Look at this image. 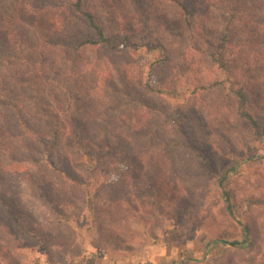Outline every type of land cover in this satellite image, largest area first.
Here are the masks:
<instances>
[{
	"label": "rangeland",
	"instance_id": "obj_1",
	"mask_svg": "<svg viewBox=\"0 0 264 264\" xmlns=\"http://www.w3.org/2000/svg\"><path fill=\"white\" fill-rule=\"evenodd\" d=\"M10 1L0 0V14ZM144 2L142 14L123 0L84 2L118 42L128 38L123 50L82 48L63 59L45 50L53 116L87 125L90 140L102 130L111 153L88 165L70 153L69 137L58 146L64 157L43 158L30 138L32 149L14 142L17 152L0 158V264H264V0H188L204 5L196 18L210 44L200 41L199 51L171 2ZM52 16L49 39L62 26L98 39L84 19L61 26ZM5 26L37 42L36 28ZM219 44L220 64L207 53ZM50 66L61 73L50 76ZM240 87L255 127L241 115ZM227 201L247 228V248L220 242L243 236Z\"/></svg>",
	"mask_w": 264,
	"mask_h": 264
},
{
	"label": "trees",
	"instance_id": "obj_2",
	"mask_svg": "<svg viewBox=\"0 0 264 264\" xmlns=\"http://www.w3.org/2000/svg\"><path fill=\"white\" fill-rule=\"evenodd\" d=\"M123 1L130 4L138 13H144L146 6L144 0ZM167 1L171 2L178 9L183 17L184 25L191 32V34L184 35L186 37L183 36L189 42L188 45L191 46L190 48L199 51L200 41L205 44H210L204 40L205 38L202 32L205 29L202 24H199L202 30H198L196 18L197 10L204 8V5L193 6L188 0ZM84 2L85 0H11L7 12L0 14V158L6 152H9V155H12L10 154L12 152H17L13 148L14 142L17 146H23L24 150L32 149L25 142L30 139L39 143V149L33 148L32 150L34 152L41 151L43 158L49 151L62 157L63 155L60 152L61 150L58 149V146L62 138L66 140L68 137L71 140L68 146L70 153L74 156L84 157L88 165H94L98 157H105L102 152L107 155L111 153L109 147L111 143L104 142L107 141V138L102 130L100 136H102L103 140L96 141L98 135H96L94 140H90L86 136H82L84 133L86 135L89 132L87 125L80 124L76 126L74 124L59 122L56 118H59L60 115L55 114L51 110V103L47 100V96L53 97V94L48 93L47 95L42 89L43 82L46 83L49 80L43 65L44 59L47 60L45 50L48 47H54V57L63 59L65 53L74 54L82 48L105 46L123 50L129 46L126 36L120 37L121 42H118L113 34L106 32L100 23H98L96 14L92 10L84 8ZM64 13L67 15L61 18ZM46 14L53 15L52 19L54 20L56 18L57 23L60 22L61 18L63 20L61 26L66 21H71V19H77L79 21H83L84 19L85 23L89 26L88 28L91 27L96 31L98 39L77 36L74 34V31L66 27L64 29L63 26L61 27L63 29V32L60 33L61 37H58L55 41L49 39L47 34L48 29H46L48 23L45 20ZM16 22L36 28L39 32V37L36 39L37 42L30 44L28 41L23 40L22 35L14 34V28L5 26L7 23L14 25ZM199 33L201 34L199 35ZM222 40L226 41L225 37ZM209 46L211 50H207L208 56L211 57L212 62L220 64L221 56L219 49L221 48V44ZM60 61L62 60H58V62ZM49 69L50 76L61 73V69L55 66H50ZM79 73H82V70ZM60 90L62 91V89ZM235 95L240 102V106H242V110L240 111L241 115L248 119L255 127V120L243 108L245 95L242 87L235 91ZM60 107L58 104L57 108ZM58 111H61L65 115L63 117H68L64 114V110L58 109ZM53 114L56 115V118ZM96 127L99 129L101 125L97 126L96 124L94 128ZM26 134L30 137H27ZM86 141L91 147L86 144ZM53 146L55 147L52 148ZM73 162L79 164V161L75 158H73ZM37 163L46 169L51 168L54 170V167H57L60 171L62 169V167L58 168L59 165L56 162L55 164L53 161L45 162L42 158L37 159ZM229 171H226L220 176V180L218 181L219 186L227 179ZM69 178L74 180V182L79 181L77 177L72 175ZM221 195L227 199L226 191L223 188H221ZM225 207L229 216L234 218L236 223L241 227L243 236L239 240L223 239L220 242L232 247L247 248L250 240L245 224L235 216L232 206L228 201Z\"/></svg>",
	"mask_w": 264,
	"mask_h": 264
}]
</instances>
